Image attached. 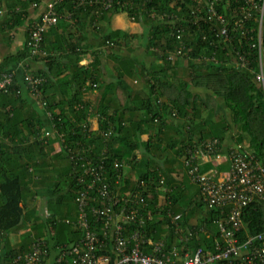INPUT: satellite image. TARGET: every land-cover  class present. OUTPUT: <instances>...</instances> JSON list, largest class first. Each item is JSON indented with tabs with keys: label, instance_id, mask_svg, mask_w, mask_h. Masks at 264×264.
I'll use <instances>...</instances> for the list:
<instances>
[{
	"label": "trees",
	"instance_id": "1",
	"mask_svg": "<svg viewBox=\"0 0 264 264\" xmlns=\"http://www.w3.org/2000/svg\"><path fill=\"white\" fill-rule=\"evenodd\" d=\"M102 1L109 2L0 0V44L3 40L11 44L20 32L24 37L23 47L2 56L0 62V80L4 73L15 72L12 84L0 91L2 264L23 253L24 248L18 249L5 239L19 233L27 223L31 225V233L26 235L29 247L32 236L34 242L46 240L55 251L79 243L81 230L66 220L78 219L77 198L90 181L81 167L84 161L92 160L93 165L104 161L114 195L141 192L148 204L144 212L150 210L154 216L144 230L154 240H167L170 248L181 245L173 228H166L170 223L168 209L182 214L183 229L205 227L213 237L217 234L214 221L222 213L208 209L198 197L199 188L191 182L187 187L174 186L170 170L156 157L157 149L165 144L166 154L179 148L176 153L184 164L188 150L206 153L201 144L214 139L222 143L227 134H233V144L243 146L264 166V94L254 80L258 53L250 47L249 37L238 35L240 42L236 40L233 46L216 47L212 29L202 20L195 24L204 1L133 0L126 9L115 6L107 10H103ZM257 1L261 4L264 0ZM49 3H54L59 22L47 28L37 48L31 33L41 21L38 10ZM240 5L236 0H220L217 7L231 20ZM125 12L132 22L143 26V34L131 35L109 27L113 15ZM252 15L249 26L255 29V39L259 26L254 17L259 13L253 11ZM180 29L184 32L178 39ZM262 31L264 38V15ZM90 33L96 35L98 43L95 40L94 50H87L93 61L81 69ZM135 39L138 47L144 48L143 60L135 56L139 51L133 44ZM180 40L183 50L176 55ZM234 49L246 55V67L237 68L232 63ZM19 63L31 66L28 73L45 79L38 86L39 94L29 87V95L22 94L18 72L13 68ZM104 66L113 71L112 76L102 71ZM94 91L100 96L92 102L86 96ZM91 117H98L97 130L89 122ZM44 131L53 136L40 139ZM146 132L156 134L154 151L151 140H142ZM215 153L222 154L223 149ZM115 161L132 164L128 174L122 171L125 178L118 185ZM226 167L228 170L229 162L217 166ZM162 196L167 197L162 200ZM90 219L102 236V220ZM246 223L251 233L262 230L264 204L257 205L256 212L248 209ZM134 229V224H126V233ZM210 244L202 240L188 247ZM98 253L110 254V248Z\"/></svg>",
	"mask_w": 264,
	"mask_h": 264
},
{
	"label": "built area",
	"instance_id": "2",
	"mask_svg": "<svg viewBox=\"0 0 264 264\" xmlns=\"http://www.w3.org/2000/svg\"><path fill=\"white\" fill-rule=\"evenodd\" d=\"M133 0H109L102 1L103 10L112 7L128 8ZM206 2L205 6L198 8V18L195 22L202 20L211 29L218 41L216 47L225 48L234 45L238 40V35L249 37L251 48L257 49L258 71L255 73V83L264 94V38L262 31L264 1L257 0H236L241 5L236 10V14L231 20L221 14L218 10L220 0H198ZM83 4L86 0H80ZM99 6L100 2H96ZM259 13L254 17L259 30L254 39L255 29L249 26L253 19L252 13ZM41 21L31 33L38 48L42 40V34L47 28L56 26L59 17L54 3H49L41 13ZM184 30L180 29L178 39L183 35ZM176 53L180 55L183 50V41ZM238 42H240L238 40ZM235 52L232 63L238 68L246 67L248 58L240 51ZM15 72L10 71L2 75L0 80V91L12 84ZM24 81L30 90L39 94L38 86L45 82L42 77H35L28 73L24 74ZM50 114V113H49ZM89 119L94 129L93 119ZM99 123V120H98ZM86 125H84L85 127ZM109 136V133H106ZM53 136V133L44 131L40 139L46 136ZM206 153L199 149H190L187 152V159L184 166L190 182L199 188V199L208 209L219 210L222 214L215 219L216 233L214 237L205 227H191L183 229L180 223L181 213H174L171 209L166 212L170 220V227L174 234L178 236L180 247H167L165 239L154 240L147 235L144 230L147 221H152L154 216L152 211L144 212L148 208L146 198L139 190L128 195L118 196L112 193V186L108 182V168L104 161L97 160L93 165L92 160L81 164L86 175L90 176V181L81 190L77 198L78 219L73 222L66 220L69 225H76L83 234L79 243L71 248H63L59 251L54 264H264V227L257 233H251L246 223V215L249 208L253 212L257 211V205L264 204V166L257 158L243 146L232 145L228 148L226 162H229V169L221 172L220 169H211L202 172L203 158L219 159L221 154L215 151L221 149V143L214 139L207 144ZM58 147V145H57ZM106 156V152L101 154ZM114 171L119 173L116 184L121 178H125L122 171L130 168L126 161H115ZM82 178L78 181L82 182ZM164 183V179L160 181ZM144 185L143 183H141ZM94 192L95 196H91ZM90 218L96 221L102 220V236L94 229ZM132 223L136 229L126 233V224ZM203 238L211 241L206 246L196 248L188 245L199 243ZM110 248V254L98 253L99 250ZM48 247L42 240L35 241L30 250L24 252L10 260L8 264H43V259L47 256ZM2 250L0 249V256ZM113 254V256L111 255ZM116 256V257H114ZM116 258L115 260L113 259ZM0 264L1 260H0Z\"/></svg>",
	"mask_w": 264,
	"mask_h": 264
},
{
	"label": "crops",
	"instance_id": "3",
	"mask_svg": "<svg viewBox=\"0 0 264 264\" xmlns=\"http://www.w3.org/2000/svg\"><path fill=\"white\" fill-rule=\"evenodd\" d=\"M44 10V5H42L41 9L38 10L37 14L39 13H42V11ZM35 13V12H34ZM132 22V20H131ZM121 23L122 25V28L126 29L127 31L125 32H128L129 28L128 27H125V26H128V25H125L121 15H114L111 20H110V23H109V27L110 28H114V29H118V25ZM133 23L137 24L138 27L139 23L137 22H132V25ZM121 28V29H122ZM141 33L143 34L144 33V29L143 27L142 28H139V32L138 34ZM135 33V35H138ZM0 38L2 40V36L0 34ZM88 41L85 42V45H84V48L82 49V51L84 52H87L86 55H85V58L82 60V62L79 64V67L82 69L84 68L85 66H88L90 65V63L93 61V57L90 55V53H88V51L90 50H94L92 47H93V43L94 41L96 40V35L94 33H90L89 34V38L87 39ZM135 42H138L137 39L134 40ZM96 42L98 43V41L96 40ZM134 44V43H133ZM138 44H140L138 42ZM136 45L137 47L140 46V45ZM24 45V37H23V33H18L16 38L14 39V41L11 43V44H7L5 43V41L3 40L0 44V62L2 61V56H5L6 54H14L15 52H17L19 49H21ZM135 46V45H134ZM133 46V47H134ZM139 51L137 52V50L135 51L137 54L135 55L136 57H140L141 60H143L145 58V55H141L144 48L141 46V47H138ZM88 50V51H87ZM128 50V47L125 46L124 48V51ZM133 50H135L133 48ZM146 59H149V58H146ZM40 67V66H39ZM13 68L17 73L18 77H19V85H21V89H22V94H25V96L29 95L28 94V89H27V86L25 84V81L24 80V74L27 73V71H29V68H31V66L29 67V65H25V66H22V63H19V64H15L13 65ZM36 69V68H35ZM22 70V71H20ZM20 71V72H19ZM102 71L107 73L109 76H112V73L113 71L111 70H108L106 68V66L102 67ZM21 73V74H20ZM23 76V78H22ZM109 80H111V78H108ZM92 95H96V92L94 93H91V95L89 96H86V98L92 102H95L98 97V92H97V95L94 96V98H92L93 96ZM96 99V100H95ZM39 109V107H38ZM99 125V123H98ZM151 134L153 135L151 137ZM155 133H152V132H146L144 135H142V140L143 141H149L151 140L152 142V150L151 151H154L156 150V145L158 144L156 139H154L155 137ZM233 134H227L226 136V139L224 142L221 143V149H223V153L220 155V158L219 159H214V158H203L202 163H203V166L201 168V170L204 168V169H207L206 167V164H211L213 165L212 168H208L207 170H211V169H215L217 166L219 165H223L224 163H226V156H227V151H228V148L233 144V141L231 139V136ZM153 138V139H152ZM179 146V145H178ZM164 149H165V144L161 146L160 149H157V154H156V157H158L160 159V163L162 164V166H166L169 170H170V173H171V180H173L174 182V186H186V184H188L189 181V178H188V175H187V170L186 168H184L185 166H183V157H181V155L178 153H176L177 151H179V148H175L173 150H169L166 154H164ZM130 165L132 166V164L130 163ZM218 169V168H216ZM131 170V167L130 168H127L126 169V173L128 174ZM221 172H226L227 171V167L224 168V169H220ZM202 172H206V171H202ZM187 187V186H186ZM167 196H162L161 199L162 200H165ZM39 198V197H38ZM157 224V222H156ZM166 228H171L170 225H166ZM27 233H31V225L29 223H27L24 228L22 230L19 231V233H17L16 235H10L9 238L5 239V241H9L11 245H16L17 247H19L18 249H22L24 248V252H27L29 251L31 247L28 246V240L26 241V235ZM32 239H33V242L32 244L34 243V239H35V236H32ZM202 240H204L203 238H201ZM46 243H48L46 240H44ZM167 242V240H165ZM31 244V245H32ZM169 243L167 242V245ZM2 247H4V243H2ZM16 247V248H17ZM170 248V247H168ZM58 253H59V250H52L50 248V245L48 243V253H47V256L43 259V264H54L57 256H58Z\"/></svg>",
	"mask_w": 264,
	"mask_h": 264
},
{
	"label": "rangeland",
	"instance_id": "4",
	"mask_svg": "<svg viewBox=\"0 0 264 264\" xmlns=\"http://www.w3.org/2000/svg\"><path fill=\"white\" fill-rule=\"evenodd\" d=\"M116 15H121V17H122V19H123V21H124V23H125V25H128V26H125V27H128L129 29V31H128V33L129 34H131V35H135V33L136 34H138V32H139V28H142L143 26L142 25H139V27H138V25L137 24H135V23H133V25H132V22H131V19L127 16V13L125 12V13H119V14H116ZM114 16V15H113ZM118 29H112V30H122V31H127L126 29H124V28H122V25H121V23L118 25ZM122 28V29H121ZM140 34V33H139ZM134 43V45H137L138 44V42H133ZM94 92H96V95H97V92L98 91H94ZM94 92H91V93H94ZM91 93H89V94H87V96H89V95H91ZM96 95H92L93 97L92 98H94V96H96ZM98 96H100V92H98ZM90 97V96H89ZM96 99H98V97L96 98ZM95 99V100H96ZM93 121H94V129H98V127H99V125H98V120L95 118V119H93ZM93 127V126H92Z\"/></svg>",
	"mask_w": 264,
	"mask_h": 264
}]
</instances>
